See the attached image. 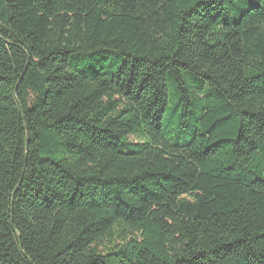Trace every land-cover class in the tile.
<instances>
[{
	"label": "trees",
	"instance_id": "trees-1",
	"mask_svg": "<svg viewBox=\"0 0 264 264\" xmlns=\"http://www.w3.org/2000/svg\"><path fill=\"white\" fill-rule=\"evenodd\" d=\"M0 264H264V0H0Z\"/></svg>",
	"mask_w": 264,
	"mask_h": 264
}]
</instances>
